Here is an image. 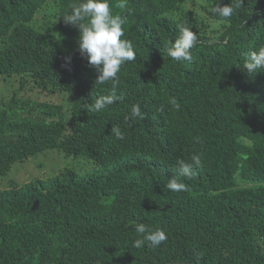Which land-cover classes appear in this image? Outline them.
I'll use <instances>...</instances> for the list:
<instances>
[{
    "label": "trees",
    "instance_id": "1",
    "mask_svg": "<svg viewBox=\"0 0 264 264\" xmlns=\"http://www.w3.org/2000/svg\"><path fill=\"white\" fill-rule=\"evenodd\" d=\"M50 2L56 28L42 32L31 22ZM79 2L0 0V75L65 93L71 106L67 119L61 104L17 94L2 101L0 176L46 150L92 164L0 190V264H264V69H244L264 46V0H244L226 19L212 12L216 0H204L202 14L182 0H123V8L110 0L112 13L127 17L122 39L136 59L121 66L118 99L101 111L91 105L112 83L95 82L78 28L63 19ZM181 25L198 40L192 59L177 62L168 50ZM134 104L143 119L132 116ZM193 154L201 165L181 175L178 161ZM171 178L185 190H169ZM137 223L167 240L135 248Z\"/></svg>",
    "mask_w": 264,
    "mask_h": 264
},
{
    "label": "clouds",
    "instance_id": "2",
    "mask_svg": "<svg viewBox=\"0 0 264 264\" xmlns=\"http://www.w3.org/2000/svg\"><path fill=\"white\" fill-rule=\"evenodd\" d=\"M124 6L125 3L122 0L118 7L123 8ZM243 7L244 0H230L228 4H223L222 0H216L212 6V12L226 19ZM63 19L65 23L78 28V52L81 57L86 58L90 66L96 69L98 75L95 82L101 85L109 81L112 83L110 94L96 99L91 105L93 111H101L118 99L115 89L119 84L118 73L121 66L136 59L132 42L126 38L122 39L125 36L124 25L127 23V17L119 14L114 15L110 8V0H81V2L72 5L71 13ZM197 40V34L191 28L181 25L179 36L172 42L168 55L177 62L190 61L192 59L191 49ZM64 61V66L67 67L71 63V57H64ZM244 69L250 74L264 69V46L248 55L244 62ZM172 103L177 108L179 107L175 100ZM131 114L133 117L143 119L139 104L132 106ZM112 131L116 139H124V134L118 127L113 128ZM200 165L199 154L191 156V163L184 160L178 161L179 172L183 176L195 175L194 167ZM167 187L172 191H183L186 188L185 184L174 178L169 180ZM135 231L142 237L134 240L135 248L143 247L146 242L155 248L168 238L164 230L148 229L142 223L136 224Z\"/></svg>",
    "mask_w": 264,
    "mask_h": 264
},
{
    "label": "rangeland",
    "instance_id": "3",
    "mask_svg": "<svg viewBox=\"0 0 264 264\" xmlns=\"http://www.w3.org/2000/svg\"><path fill=\"white\" fill-rule=\"evenodd\" d=\"M182 3L187 8H192L195 12L202 14L199 6L204 4V0H182ZM57 23V8L55 3L50 2L43 8L37 10L34 19L31 22L37 29L42 32H54ZM216 25L211 22V26ZM22 78L20 75H0V104L2 101H7L14 94L19 95L25 99H30L33 102L37 101L40 105L61 104L63 108V116L70 117V107L67 106L66 97L63 94H47L38 92L29 82H25L21 87ZM32 118L41 116L35 108L31 111ZM68 119V118H67ZM91 162L84 157H66L59 150H46L36 155L17 161L14 163L10 171L0 176V190L8 188L11 184H22L28 180L38 177L47 179L56 175L64 168H71L79 174L90 171ZM244 185V184H243Z\"/></svg>",
    "mask_w": 264,
    "mask_h": 264
},
{
    "label": "water",
    "instance_id": "4",
    "mask_svg": "<svg viewBox=\"0 0 264 264\" xmlns=\"http://www.w3.org/2000/svg\"><path fill=\"white\" fill-rule=\"evenodd\" d=\"M35 205H36V204H34V205L32 206V208H31V209H34V208H35Z\"/></svg>",
    "mask_w": 264,
    "mask_h": 264
}]
</instances>
